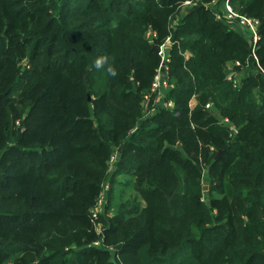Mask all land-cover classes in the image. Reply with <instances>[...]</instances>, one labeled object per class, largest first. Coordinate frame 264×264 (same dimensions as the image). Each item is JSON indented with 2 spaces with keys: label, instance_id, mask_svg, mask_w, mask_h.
Masks as SVG:
<instances>
[{
  "label": "trees",
  "instance_id": "16d2710c",
  "mask_svg": "<svg viewBox=\"0 0 264 264\" xmlns=\"http://www.w3.org/2000/svg\"><path fill=\"white\" fill-rule=\"evenodd\" d=\"M186 1L0 0V264H264V0H229L260 19L255 51ZM168 36L174 106L146 114ZM127 173L139 198L100 233Z\"/></svg>",
  "mask_w": 264,
  "mask_h": 264
},
{
  "label": "built area",
  "instance_id": "2783aa9c",
  "mask_svg": "<svg viewBox=\"0 0 264 264\" xmlns=\"http://www.w3.org/2000/svg\"><path fill=\"white\" fill-rule=\"evenodd\" d=\"M191 3L192 0H187L185 4ZM213 4H220L221 6L218 7L216 11V18L218 20H221L225 23H227L231 28L240 30L247 40L249 41V44L253 46L254 51L256 48V45L258 41L260 40V34H259V26H260V19L252 16H248L246 14L240 13L236 8L230 3L229 0H225L222 3H218L216 0L213 1ZM172 45V39L171 36H168L165 40L164 43L158 45L159 49L157 50L159 55L161 56V62L160 66L158 67L155 75H154V81L152 84L153 90L159 89L162 86L167 85L168 78H167V72H168V67H169V62L171 61V57L169 55V50L168 47ZM171 47V46H170ZM257 58V56H255ZM259 64V63H258ZM242 64L239 60L235 61H228L226 63V70L227 71V77L230 81L233 82V86L237 87L241 85V80H240V75H238L239 70L236 67H241ZM259 66L257 67V70H259ZM264 71V69H263ZM210 103H208L206 106H209ZM171 106H173V103H170ZM223 122L229 123L228 118L222 119ZM118 152H115V155L112 156V159L110 161H114L117 158ZM106 185L104 186V193L107 192L105 189ZM95 206V205H94ZM101 214V211L95 207V209L92 208L91 210V216L92 219L94 220V217H97L98 215ZM102 231H100L101 233ZM93 245L97 247L103 246V241L102 239L96 240Z\"/></svg>",
  "mask_w": 264,
  "mask_h": 264
},
{
  "label": "rangeland",
  "instance_id": "374dc122",
  "mask_svg": "<svg viewBox=\"0 0 264 264\" xmlns=\"http://www.w3.org/2000/svg\"><path fill=\"white\" fill-rule=\"evenodd\" d=\"M191 5H192V2L191 3L189 2V4H184L183 7L185 8V7L191 6ZM217 6L220 7L221 5L217 4ZM238 31H240V30H238ZM146 35H147L148 39L151 40V38L154 37L155 34H154V32L148 31L146 33ZM170 46L168 47V49L170 48ZM158 67H157V69H158ZM169 70H170V65L168 67V72H169ZM168 72H167V78H168ZM238 75H240V80H242V76H241L240 72H238ZM153 81H154V79H153ZM153 81H152V84H153ZM168 82H169V84L167 83V85L162 86L161 88L156 89V90L150 89L148 91V93L145 94L144 100H143V107H144L146 114H150L151 112H153L155 109V106H161L162 105V106L167 107V108L174 106V102L167 97V95H168V93L172 87V84L169 81V78H168ZM171 102L173 103V106L170 105ZM190 104H191V106H193L194 105L193 101ZM209 106L213 107L211 102H210ZM115 152L116 151H113L110 160L112 159V156L115 155ZM118 157H119V154L117 155V158ZM116 159L113 162L111 161V164L109 167L110 169H115L114 164L117 161ZM127 175H128V178L130 179V182H129L130 185H122V184L117 185L115 183V179L117 177H119V179H124V180L128 179L125 175H121V174L118 175L117 177H114V181L112 182V185H110L109 183H105V185H106L105 189L107 190V192L102 194L97 199L96 204L93 207V209H95V207H97L101 211V214L104 215L106 213L105 216L108 217L109 215H113L118 209H120L122 204H124L126 202H132L135 198H139L140 193L136 190L135 176L133 174H129V173H127ZM140 201H141L142 205L145 204V202H144V200H142V198H140ZM109 203H110V206H109ZM100 215H98L97 217H94L96 229L99 232L103 231V228H104L103 225L106 226L105 221H103L100 218ZM13 258L14 257H12L11 259H13Z\"/></svg>",
  "mask_w": 264,
  "mask_h": 264
},
{
  "label": "clouds",
  "instance_id": "9594fccd",
  "mask_svg": "<svg viewBox=\"0 0 264 264\" xmlns=\"http://www.w3.org/2000/svg\"><path fill=\"white\" fill-rule=\"evenodd\" d=\"M106 60H107L106 57H100V58H98V59L95 61V67L98 68V69L101 68V67L106 63ZM108 71H109V73H110L111 75H113V76L116 75L115 70H114L111 66H109Z\"/></svg>",
  "mask_w": 264,
  "mask_h": 264
},
{
  "label": "crops",
  "instance_id": "0c3cea01",
  "mask_svg": "<svg viewBox=\"0 0 264 264\" xmlns=\"http://www.w3.org/2000/svg\"><path fill=\"white\" fill-rule=\"evenodd\" d=\"M228 71V70H227ZM193 103L195 104L196 103V98H194L193 100ZM122 175H125L127 178H128V175L127 174H122ZM117 177V176H116ZM131 177V176H130ZM130 179L128 178L127 180H124V179H119V177H117L116 179H115V183L117 184V185H119V184H122V185H130ZM110 183V185L112 184V182H109Z\"/></svg>",
  "mask_w": 264,
  "mask_h": 264
},
{
  "label": "water",
  "instance_id": "95a60500",
  "mask_svg": "<svg viewBox=\"0 0 264 264\" xmlns=\"http://www.w3.org/2000/svg\"><path fill=\"white\" fill-rule=\"evenodd\" d=\"M156 49L158 50V49H159V46L156 45ZM224 149H225V148H224ZM224 149H221V150L218 151L217 158L221 157L222 152H223Z\"/></svg>",
  "mask_w": 264,
  "mask_h": 264
}]
</instances>
